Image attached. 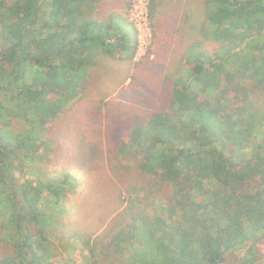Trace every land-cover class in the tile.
I'll use <instances>...</instances> for the list:
<instances>
[{
	"label": "trees",
	"instance_id": "1",
	"mask_svg": "<svg viewBox=\"0 0 264 264\" xmlns=\"http://www.w3.org/2000/svg\"><path fill=\"white\" fill-rule=\"evenodd\" d=\"M98 2L0 0V95L5 98L0 121L22 118L29 126L9 138L0 131L1 196L8 191L6 177L18 150L42 157L33 139L77 98L87 70L119 49L135 55V27L119 15L97 20ZM205 8L204 40L219 48L210 54L203 41L195 43L185 58L186 73L178 70L166 79L171 87L166 108L136 115L128 125V141L117 146L119 155L133 152L144 174L176 192L169 210L136 218L128 238L118 228L119 264H236L235 251L251 244L248 258L236 261L259 260L255 245L264 239V0H206ZM39 21L40 30L33 32ZM75 182L66 173L43 186L54 208L62 211L61 203L69 200L66 186L75 193ZM195 192L199 203L192 200ZM23 193L28 202V191ZM181 193L185 200L178 197ZM187 197L191 204L185 203ZM8 204L0 199V217ZM27 210V220L38 223L43 212L31 203ZM13 221L19 248L0 264H35L45 248L32 239L42 234L30 228L23 236V220Z\"/></svg>",
	"mask_w": 264,
	"mask_h": 264
},
{
	"label": "rangeland",
	"instance_id": "2",
	"mask_svg": "<svg viewBox=\"0 0 264 264\" xmlns=\"http://www.w3.org/2000/svg\"><path fill=\"white\" fill-rule=\"evenodd\" d=\"M205 2L99 0L95 18L108 21L112 15H119L133 25L137 50L133 57L120 49L113 58L101 56L96 67L87 70L77 98L33 139L41 158L34 159L27 150H18L8 170V191L0 195L2 202L9 203L1 209L0 260L18 251L20 242L16 240L20 236L13 217L25 218L28 203L44 214L38 223L29 222L27 217L22 222L23 236L30 228L42 234L32 239L35 245L39 242L45 248L35 264H118L113 253L104 252L111 239L117 237L118 228L127 236L141 214L160 215L169 210L174 189L159 183L158 177L144 174L133 152L119 155L117 146L128 141V125L136 115L146 116L166 108L171 96L166 79L178 70L186 73L185 58L195 43L203 41V49L210 54L219 48L216 42L204 40V30L209 25ZM4 100L0 95V102ZM28 127L22 118L0 121V131L7 138ZM124 167L133 173H126ZM66 173L76 177L77 188L70 193L71 186H66L69 200L61 203L60 211L53 207L43 186L62 180ZM185 193L178 194L181 201ZM188 198L185 203L191 204ZM192 200L200 202L197 192ZM50 213L53 217H46ZM122 214L126 217L120 221ZM255 246L258 258L264 257V239ZM248 254L249 246L236 250L234 262L240 264L236 259H247Z\"/></svg>",
	"mask_w": 264,
	"mask_h": 264
},
{
	"label": "crops",
	"instance_id": "3",
	"mask_svg": "<svg viewBox=\"0 0 264 264\" xmlns=\"http://www.w3.org/2000/svg\"><path fill=\"white\" fill-rule=\"evenodd\" d=\"M122 237V236H121ZM127 237V236H126ZM128 238V237H127ZM119 240H122V239H119ZM119 240L117 239V237L116 238H114V240H113V238L111 239V244L109 245H107V247H106V249L104 250V252H110V253H113L115 256L117 255L118 256V252H117V250H119V246H118V243H119ZM130 240V239H129ZM100 252V251H99ZM107 256H109V255H107ZM110 257V256H109ZM113 262H114V260H113ZM115 262H118V260H117V258H116V260H115ZM118 264H119V262H118Z\"/></svg>",
	"mask_w": 264,
	"mask_h": 264
},
{
	"label": "flooded vegetation",
	"instance_id": "4",
	"mask_svg": "<svg viewBox=\"0 0 264 264\" xmlns=\"http://www.w3.org/2000/svg\"><path fill=\"white\" fill-rule=\"evenodd\" d=\"M36 25H41V22L39 21ZM32 29H33V32H36V31H35V29H36L35 26H33ZM6 180H7L8 185H9V178H8V176L6 177ZM25 218H26V217H25ZM25 218H22V217H21L20 219L23 220V219H25ZM248 246H249V253H250V251L252 250V248H250V247H252V246H250V245H248Z\"/></svg>",
	"mask_w": 264,
	"mask_h": 264
},
{
	"label": "built area",
	"instance_id": "5",
	"mask_svg": "<svg viewBox=\"0 0 264 264\" xmlns=\"http://www.w3.org/2000/svg\"><path fill=\"white\" fill-rule=\"evenodd\" d=\"M255 264H264V257L260 258Z\"/></svg>",
	"mask_w": 264,
	"mask_h": 264
},
{
	"label": "water",
	"instance_id": "6",
	"mask_svg": "<svg viewBox=\"0 0 264 264\" xmlns=\"http://www.w3.org/2000/svg\"><path fill=\"white\" fill-rule=\"evenodd\" d=\"M40 26H42V25H35V31H37V30H40Z\"/></svg>",
	"mask_w": 264,
	"mask_h": 264
}]
</instances>
